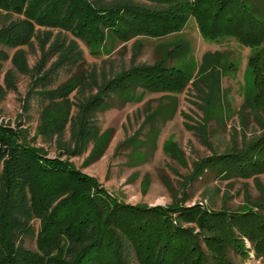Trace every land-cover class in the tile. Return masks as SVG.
<instances>
[{"label": "rangeland", "instance_id": "1", "mask_svg": "<svg viewBox=\"0 0 264 264\" xmlns=\"http://www.w3.org/2000/svg\"><path fill=\"white\" fill-rule=\"evenodd\" d=\"M135 1L154 6L150 1ZM250 1L264 15V0ZM63 47L73 53L69 59L61 57ZM255 48L256 51L230 36L203 39L191 15H187L178 29L172 28L160 36L134 33L119 39L105 32L104 39L87 46L67 29L31 22L11 6L0 7V125L25 128L30 146L43 148L46 158L63 160L53 140L45 141L35 135L39 110L48 102L57 103L58 96L63 95L69 100V113H74L79 100L95 94L97 99L87 106L93 112L89 118L95 133L87 134L89 145L82 154L67 160L75 171L94 179L98 187L127 206L163 209L195 205L206 211L226 213L252 210L259 212L264 221V171L254 179L231 173L218 175L208 171L214 169L211 167L198 173L194 169V163L200 159L231 147H244L247 141L253 140L249 138L264 133L251 114L253 109L245 107L258 89L264 92V87L254 85L255 72L248 64L249 57L256 52L262 56L260 62L264 60V41ZM206 52L212 54L205 65L207 73L212 66L223 68L218 82L221 113L204 122L199 106L210 80L206 76L198 77L197 69ZM162 62L181 67L189 75L180 92L147 90L135 79L126 78L119 82L121 86L114 88L129 89L130 93V86L134 84L136 99L121 102L124 94L112 93V99L104 103L103 94L107 89L97 91L95 87L101 72L108 77L122 68ZM7 70L10 75L4 81ZM83 84L86 86L78 91ZM24 98L26 110L22 109ZM260 102L264 104V96ZM159 105L165 112L157 111ZM259 114L264 121L261 110ZM63 138L68 139L67 129ZM167 142L170 144L165 152L163 146ZM92 148L99 150V155ZM94 207L91 215H86L88 220L81 224L73 220V213L66 214L59 226L65 237L59 235L41 252L36 246L35 234L28 229L21 231V248L27 254H38L39 264H59V259L65 262L68 258L67 233L71 238L77 236L79 241L106 243L107 252L100 264H122L116 245L109 241L112 238L107 229L109 216L105 217V223L102 220L104 201H98ZM168 214L174 223L176 213L169 211ZM24 219H28L29 227L38 225L34 218ZM180 225L197 231L192 222ZM233 230L246 252L244 255L240 253L243 249L235 250L234 243L224 237L228 240L223 248L226 260L230 264H262L247 236ZM151 238L157 246L164 243L165 235L158 233L154 239L152 233ZM86 252L91 255L96 248H86ZM131 255L132 263L138 264L135 254Z\"/></svg>", "mask_w": 264, "mask_h": 264}, {"label": "trees", "instance_id": "2", "mask_svg": "<svg viewBox=\"0 0 264 264\" xmlns=\"http://www.w3.org/2000/svg\"><path fill=\"white\" fill-rule=\"evenodd\" d=\"M145 1L154 3V6H146L135 0H0V7L11 6L31 22L67 29L87 46L104 39L105 32L119 39L134 33L160 36L172 28L178 29L187 15L194 17L198 31L205 40L230 36L255 51V47L264 41L263 11H259L250 0ZM76 53L78 57L81 54L80 51ZM256 53L249 57L248 64L255 72L254 85H261V88L264 87V60L260 62L262 56ZM72 55L68 47L61 49L63 59H69ZM211 55L209 52L204 53L197 69L198 77L206 76L210 80L199 106L204 122L221 113L218 82L223 67H209L207 73L205 65ZM9 75L10 70H7L4 81H8ZM99 76L95 87L97 91L107 89L103 94L104 103L112 99V93L124 94L120 98L121 102L136 99L134 90L137 86L134 84L130 86V93L129 89L114 88L121 86L119 82L126 78L135 79L138 85L147 90L152 88L174 93L180 92L189 80L183 68L163 62L122 68L108 77L101 72ZM86 84L79 85L78 91H82ZM262 96L263 90L258 89L245 107L253 109L251 114L258 122V129L260 127L264 132V121L259 114L261 110L264 117V104L260 102ZM58 97L60 100L57 103L48 102L41 106L35 135L45 141L53 140L63 160L46 158L43 148L30 146L25 128L0 125V264H39L38 254H27L21 248L19 233L28 229L31 234H35L36 246L41 252L59 235L65 237L59 226L66 214L73 213V220L77 219V223L81 224L96 209L94 205L102 200L104 207L101 212L105 213L102 220L105 223V217L109 216L107 229L112 233L109 241L116 245L122 264H133V253L138 264H230L223 253L228 241L224 237L234 243L235 250L243 249L240 253L244 255L246 252L245 245L235 236L233 228L247 236L255 256L264 264V221L259 212H214L195 205L163 209L127 206L117 202L104 188L98 187L94 179L75 171L67 160L88 148L87 134L91 136L95 130L89 118L93 112L87 106L97 96L94 94L79 100L74 106V113H69L67 97ZM26 106L24 98L22 109L26 110ZM157 111L165 112L161 105ZM65 129L68 131L67 140L63 138ZM249 139L253 140L247 141L244 147H231L218 155L200 159L194 163L195 173L211 167L214 169L208 171L218 175L231 173L256 179L264 171V133ZM169 144L167 142L163 146L165 152ZM92 149L99 155V150ZM169 211L177 215L174 223ZM24 218H34L38 225L29 227L28 219ZM182 222L194 223L197 231L183 228L180 225ZM162 232L165 235L164 243L155 246L152 233L156 239L158 233ZM66 236L69 240L66 246L68 258L65 262L59 259V264H100L104 259L102 255L107 252L106 243L79 241L77 236L71 238L67 233ZM86 248H96V252L88 255Z\"/></svg>", "mask_w": 264, "mask_h": 264}]
</instances>
